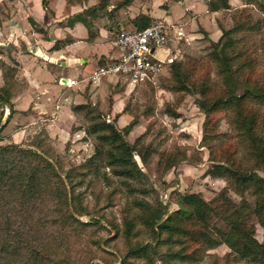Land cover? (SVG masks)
<instances>
[{
	"label": "trees",
	"instance_id": "obj_1",
	"mask_svg": "<svg viewBox=\"0 0 264 264\" xmlns=\"http://www.w3.org/2000/svg\"><path fill=\"white\" fill-rule=\"evenodd\" d=\"M133 1L122 0L114 9L128 6ZM43 4L47 8L48 0H43ZM108 5V0H101L98 5L68 18L67 24L83 23L88 29L89 40H92L97 36L94 20L104 14L102 12ZM208 5L211 11L231 9L230 0H209ZM245 12L246 8L239 13ZM247 18L236 22L230 29H223L218 41L209 39L212 48L209 57L217 67L216 79L210 74L201 77L194 74L191 68L201 64L198 59L191 58L188 64L177 59L169 67L172 91L196 96V103L205 114L203 141L214 162L210 175L225 178L228 182L214 199L220 203L213 205V201H207L200 193H187L181 195L180 207L169 213L146 200H137L135 208L139 212L125 216L123 220L129 248L127 257L142 258L150 264L158 260L166 264L173 261L198 264L208 251L227 245L230 252L224 264L235 263L237 258L246 264H264V239L259 241L256 237L257 228L248 222V215L244 212L250 204L246 200L236 203L229 195L230 189L239 195L251 192L256 198L252 213L264 227V178L260 174L264 168V133L259 130L260 118L252 106L254 103L264 105V83L249 71L254 59L240 49L236 36L240 30L254 29V23L250 24ZM154 20L141 13L132 20L131 29L142 30ZM60 43L57 41L55 49ZM3 69L7 82L0 87V141L3 139L1 134L17 112L12 103L14 87L10 79L13 78H9L16 68L8 66ZM241 80L243 87H240ZM6 107L10 112L4 118ZM87 107L88 104H79L73 109L79 112L87 110ZM218 112L227 113L240 136L241 147L249 157L247 162H243L242 156L224 153L219 157L215 154L210 143ZM171 115L178 116L175 111H171ZM132 126L133 122L121 132L114 124L102 120L86 128L85 132L96 138L95 153L85 164L94 176L98 175L101 166L112 168L114 175L126 179L143 174L134 159V152L146 162L150 148L146 147L142 153L135 144L131 145L126 140ZM51 159L46 151L29 146L0 144V264H41L44 257L38 256L37 244L32 239L37 229L46 226L65 228L73 223L72 220L78 221L74 213H80L82 209L81 194L77 190L82 178L74 179L70 173L61 175ZM183 159L169 154L166 168ZM83 174L80 171L79 175ZM56 200L58 203H54ZM211 214L220 216L228 230L214 229L210 224ZM139 222L151 233V243L133 242L137 234L136 223Z\"/></svg>",
	"mask_w": 264,
	"mask_h": 264
},
{
	"label": "rangeland",
	"instance_id": "obj_2",
	"mask_svg": "<svg viewBox=\"0 0 264 264\" xmlns=\"http://www.w3.org/2000/svg\"><path fill=\"white\" fill-rule=\"evenodd\" d=\"M68 1L70 5L75 6V10H86L101 2V0ZM120 1L122 0H108L109 5L102 12L104 14L94 20L96 34L99 31L97 29L105 22H112L128 15L119 14L120 8L114 9ZM179 1L185 0H134L132 3L137 9H133L132 12L146 9L151 13L157 11L161 15L162 9L172 11L171 18L174 19L172 23L183 24L187 34L193 37L196 29L188 27L191 22L186 20V15L180 16L181 10L178 8L181 6H177ZM199 1L204 4L208 0ZM230 2L233 3L231 9L221 11L218 20L223 29L234 27L236 22L244 21L247 16V21L250 20V24L254 23V29L240 30L236 36L240 49L254 59L249 71L264 83V0H257L255 4L253 0H230ZM10 8V2L0 1V19ZM244 8L247 12L239 13ZM71 12L72 9L68 7L67 13ZM57 23L63 24V22ZM108 26L109 41H112L117 32L132 28L133 24L109 23ZM179 47L183 48L179 55L181 61L188 64L191 58L200 60L201 64L197 68H191L196 76L210 74L216 79L217 67L210 62L209 54L212 48L208 37L197 36L196 40L193 39L190 48H186L185 45ZM3 68L4 64L0 63L1 76L5 84L7 81ZM9 78H13V75ZM13 80L10 79L12 83ZM170 80V69L164 71L163 76L156 83H144L136 88L129 87L125 81L114 78L107 92H98L93 99L88 98L87 103H84L88 104L87 110L75 112L73 109L75 105L68 103L70 109H67V112L72 120L65 126L58 121L57 124L62 129L56 128L54 137H51L50 132L48 133V130L52 129L49 127L51 122L47 120L49 117H44L45 115L40 117L32 128L27 131L24 128L22 139L18 142H15L11 135L8 136L7 141L3 131L1 145L18 143L46 151L61 175L70 173L74 179L82 178V184L77 189L81 194L82 209L80 213H74L78 221L72 220L73 223L65 228L62 226L38 228L32 237L38 247V256L44 257L41 264H150L145 259L126 256L129 248L124 234L123 220L125 216H133L139 212L135 208L137 200H146L169 213L180 207L181 195L187 193H200L207 201H213V205L220 203L214 199L223 188L227 187L228 182L225 178L210 175L214 162L210 159V150L203 141L205 114L199 109L196 96L187 92H173ZM240 87H243L242 80ZM15 89L13 91H16ZM115 95L119 106L125 109H122L121 113L113 110ZM252 106L257 110L260 118L259 130L264 133V105L254 103ZM9 110V107H6L4 118L8 116ZM115 110L119 109L115 107ZM171 111H175L178 116H172ZM123 113L126 117L122 116ZM102 120L114 124L121 132L133 122L126 140L131 145L135 144L142 153L146 151V147L150 148L146 162L134 152V159L143 174H137L133 179H126L114 175L112 168L109 167L101 166L96 176L87 169L85 164L95 153L96 138L95 135H88L85 130L93 122ZM215 123L210 143L215 154L219 157L224 153L234 154L242 156L243 162H247L249 157L245 155L240 136L230 123L227 113H216ZM21 127L24 125H18L17 131H20ZM138 139L140 141L136 143ZM169 154L184 159L167 169ZM80 171L84 174L79 175ZM260 174L264 178V168ZM229 195L236 203L246 200L250 204L244 212L248 215V222L255 224L256 237L262 241L264 227L258 223L256 215L252 213L256 203L255 196L251 192L239 195L231 189ZM56 202L57 200L54 203ZM210 224L214 229L228 230L226 223L215 214H211ZM135 229L137 234L133 242L151 243V233L142 223H136ZM229 252L230 248L227 245H221L208 251L198 264H224ZM245 262L237 258L236 262L231 264H246ZM155 264L166 263L158 260ZM170 264L182 263L173 261Z\"/></svg>",
	"mask_w": 264,
	"mask_h": 264
},
{
	"label": "crops",
	"instance_id": "obj_3",
	"mask_svg": "<svg viewBox=\"0 0 264 264\" xmlns=\"http://www.w3.org/2000/svg\"><path fill=\"white\" fill-rule=\"evenodd\" d=\"M0 1L11 3L10 10H6L1 17L0 63L4 64V67L16 68L12 71L13 87L14 89L18 87L12 97L13 107L17 112L6 126L3 135L7 141L11 135L15 142L22 139L24 128L25 131L32 128L44 115L49 117L47 120L51 122L49 127L52 129L48 130V133L54 137L56 128L62 129L58 126V121L65 126L72 120L67 112V109H70L68 103L84 104L88 98L93 99L98 92H107L113 77L106 78L98 87L91 86L88 78L102 63L117 55L112 41H109V23L132 24V20L141 13L171 23L174 20L171 18L173 12L169 10L159 9L161 15L157 11L151 13L146 9L132 12L133 9H137L132 3L119 9V14H128L127 16L105 22L97 29L99 30L97 36L89 40L88 29L83 23L77 22L73 26L67 24L68 18L84 11L75 10V6L70 5L68 0H48L47 8L43 0ZM208 1L202 4L199 0H185L179 1V5L178 2L176 4L181 6L178 8L181 10L180 16L186 15V20L191 22L188 27L196 29V34L193 31L196 35L193 34L195 40L197 36L200 38L203 35L204 38L218 41L223 29L218 15L221 11L229 9L211 11ZM230 4L233 5L232 2ZM68 7L72 9L69 14ZM57 22L63 24L58 25ZM57 41L61 43L59 48L55 49ZM60 78L77 80L78 83L65 87ZM4 85L0 69V87ZM116 97L117 95L113 97V110L121 113L122 109H125L119 106ZM115 107L119 110H115ZM122 116L126 117L124 113ZM18 125L24 127L17 131Z\"/></svg>",
	"mask_w": 264,
	"mask_h": 264
},
{
	"label": "built area",
	"instance_id": "obj_4",
	"mask_svg": "<svg viewBox=\"0 0 264 264\" xmlns=\"http://www.w3.org/2000/svg\"><path fill=\"white\" fill-rule=\"evenodd\" d=\"M192 38L183 24L171 23L165 19H155L148 27L122 29L112 40L116 57L99 66L88 78L91 86H100L106 78L125 81L129 87L136 88L144 83H156L169 69L186 46L190 48ZM176 46V47H175ZM71 87L77 80L67 79ZM158 79V80H157Z\"/></svg>",
	"mask_w": 264,
	"mask_h": 264
},
{
	"label": "water",
	"instance_id": "obj_5",
	"mask_svg": "<svg viewBox=\"0 0 264 264\" xmlns=\"http://www.w3.org/2000/svg\"><path fill=\"white\" fill-rule=\"evenodd\" d=\"M63 81H64V83H66V84H68V83H69L67 80H63Z\"/></svg>",
	"mask_w": 264,
	"mask_h": 264
}]
</instances>
